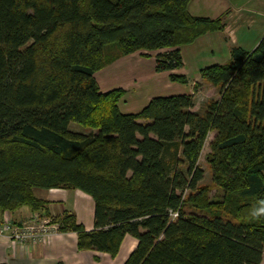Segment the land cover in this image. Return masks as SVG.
<instances>
[{
    "label": "trees",
    "instance_id": "trees-1",
    "mask_svg": "<svg viewBox=\"0 0 264 264\" xmlns=\"http://www.w3.org/2000/svg\"><path fill=\"white\" fill-rule=\"evenodd\" d=\"M189 1L0 0L1 211L41 210L35 188L79 189L93 200L94 228L73 213L50 219L76 232L78 249L114 257L131 235L122 264L261 263L264 217L249 212L264 198V38L199 70L218 89L202 113L191 110L197 81L191 93L122 113L124 90L100 92L94 78L140 50L156 51V71L182 67L180 46L224 29L222 18L191 15ZM210 131L205 158L219 201L199 184Z\"/></svg>",
    "mask_w": 264,
    "mask_h": 264
},
{
    "label": "crops",
    "instance_id": "crops-1",
    "mask_svg": "<svg viewBox=\"0 0 264 264\" xmlns=\"http://www.w3.org/2000/svg\"><path fill=\"white\" fill-rule=\"evenodd\" d=\"M187 7L193 16L222 18L224 29L208 31L192 43L180 46L183 62L180 68L156 71V51L140 50L122 55L97 70L94 78L100 92L124 90L117 102L120 112H137L154 96L191 93L197 81L201 87L194 95L191 110L199 113L198 99L206 97L205 106L215 91L200 78L199 70L227 62L232 47L251 51L264 38V0H190ZM170 74L185 75L187 82L170 80ZM214 134V131L208 133L209 142ZM35 190V196L47 202L41 210L32 211L26 206L14 211L0 210V218L8 217L13 224H23L34 214L49 220L50 216L68 212L74 214L85 230L94 228V203L90 195L79 189L51 188L41 195ZM50 225L48 232L34 241L18 242L0 234V264H122L136 246V239L125 235L117 254L109 257L93 249H78L76 232L60 230L52 221Z\"/></svg>",
    "mask_w": 264,
    "mask_h": 264
},
{
    "label": "built area",
    "instance_id": "built-area-1",
    "mask_svg": "<svg viewBox=\"0 0 264 264\" xmlns=\"http://www.w3.org/2000/svg\"><path fill=\"white\" fill-rule=\"evenodd\" d=\"M169 215L174 218L176 211H169ZM34 214L27 222L23 224H13L8 217L0 218V234L8 235L12 240L18 242H27L40 239L50 229L51 220H39ZM39 224V225H38ZM58 228V223H53ZM50 225V226H49Z\"/></svg>",
    "mask_w": 264,
    "mask_h": 264
},
{
    "label": "rangeland",
    "instance_id": "rangeland-1",
    "mask_svg": "<svg viewBox=\"0 0 264 264\" xmlns=\"http://www.w3.org/2000/svg\"><path fill=\"white\" fill-rule=\"evenodd\" d=\"M217 96H218V89H215V91L212 92L211 95L208 97V100L209 99H215V98H217ZM205 100H206V97L202 96V98H199L197 101L196 110L199 113L204 109L203 101H205ZM69 128L73 131H82V130L88 131L87 129H85V128L83 129L81 126H79L75 123H70ZM208 138L209 137L207 136V140H205L203 148H202L201 153H200V156L198 158V166L203 170V177H202L201 181L199 182V184L200 185H206L210 188L209 192H208V196H209V199L211 201H219L223 195V191H222V189L218 188L217 186H215L212 183L210 168H209L208 162L206 161V158H205V155L210 152L209 141H208L209 139ZM44 190L45 189L36 188L35 191H36L37 195H41V194H44L46 192ZM55 217L56 216H50V219L53 220ZM56 218H59V217H56ZM40 221H42V220H40ZM78 224H80V223H78ZM66 230H68V229H66ZM109 257H113V256H109ZM260 264H264V244H263L262 258H261Z\"/></svg>",
    "mask_w": 264,
    "mask_h": 264
},
{
    "label": "clouds",
    "instance_id": "clouds-1",
    "mask_svg": "<svg viewBox=\"0 0 264 264\" xmlns=\"http://www.w3.org/2000/svg\"><path fill=\"white\" fill-rule=\"evenodd\" d=\"M249 217L253 221H258L264 217V198L259 199L256 204L251 208Z\"/></svg>",
    "mask_w": 264,
    "mask_h": 264
}]
</instances>
